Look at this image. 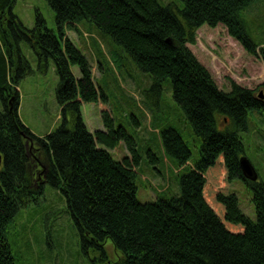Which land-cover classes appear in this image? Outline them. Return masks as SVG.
<instances>
[{"label":"trees","instance_id":"trees-1","mask_svg":"<svg viewBox=\"0 0 264 264\" xmlns=\"http://www.w3.org/2000/svg\"><path fill=\"white\" fill-rule=\"evenodd\" d=\"M15 1L0 0V264H16L9 228L21 209L44 195L46 185L63 193L85 249L101 251L104 264H264V182L247 180L240 165L246 155L240 132L249 129L250 112L264 111V82L258 93L235 82L224 90L189 47L199 28L223 26L244 50L264 60V48L258 52L264 39L251 36L246 18L264 0H180L183 5L47 0L59 36L39 12L33 28L24 25L13 12ZM84 21L152 78L145 104L156 116L153 124L165 120L152 105L158 107L157 96L163 100L165 88L171 89L177 107L201 137L200 159L181 175L180 195L139 201L136 179L142 154L134 137L116 126L108 110H102L106 130L91 132L85 123L83 104H107L110 84L107 78L95 79L92 63L65 38L66 26L77 29ZM23 43L37 55L39 71L45 72L52 59L59 75L56 97L63 123L44 137L33 133L19 114L18 87L33 71ZM99 62L105 76L108 60ZM73 65H78L80 78ZM160 132L161 148L186 164L192 151L181 133L169 122ZM121 141L131 155L116 160L108 149ZM147 154L156 156L150 150ZM236 178L253 191L256 221L229 190ZM108 240L119 253L116 261L108 259Z\"/></svg>","mask_w":264,"mask_h":264},{"label":"rangeland","instance_id":"rangeland-1","mask_svg":"<svg viewBox=\"0 0 264 264\" xmlns=\"http://www.w3.org/2000/svg\"><path fill=\"white\" fill-rule=\"evenodd\" d=\"M159 1L163 4L176 2L183 5L180 0ZM13 12L30 29L35 26L39 12L45 18L47 28L60 35L55 12L47 0H16ZM246 18L251 36L257 41L264 39V35L261 37L264 34V3L254 7ZM76 27L71 29L66 26L63 29L65 38L70 39L92 63L95 79L103 81L107 78L110 84L107 104L101 101L83 104V118L88 128L91 132L106 130L102 112L104 109L113 114L116 126L122 125L134 137L142 154L136 179L139 201L154 202L180 195V177L199 161L202 139L194 133L182 109L177 107L173 91L165 88L161 97L163 100L157 96L159 106L152 105V108L158 116L163 114V123L169 122L189 145L192 156L183 165L161 148L160 130L163 123L153 124L156 116L145 104L148 102L145 92L149 90L152 78L138 70L125 54L119 53L118 47L109 37H102L97 29L90 27L88 21ZM196 35V42L189 44V47L209 68L220 88L230 90L235 82L253 90L259 89L264 82V60L259 55L244 50L223 26H203L196 31ZM260 48H264V41L259 44L258 52ZM22 50L33 71L22 79L18 87L19 114L33 133L44 137L63 123L61 106L56 97L59 75L52 59L46 71L41 72L38 70V57L32 48L23 43ZM100 59L104 63L108 60V64L105 63V76L100 67ZM72 69L76 77L80 78L78 65H73ZM152 100H149L150 104ZM2 109L3 103L0 100V111ZM240 136L245 144L246 155L258 172V180L264 182V111L250 112L249 129L241 131ZM100 147L104 148L103 145ZM108 150L116 160L131 155L126 141ZM149 150L156 154L154 158L148 156ZM229 190L237 195L242 211L256 221L253 191L250 187L242 179L236 178ZM8 238L16 264H104L101 251L93 247L85 249L65 196L51 185H46L44 195L37 201L30 202L20 210L9 228ZM105 250L110 261L118 259L119 253L110 240L106 242Z\"/></svg>","mask_w":264,"mask_h":264},{"label":"water","instance_id":"water-1","mask_svg":"<svg viewBox=\"0 0 264 264\" xmlns=\"http://www.w3.org/2000/svg\"><path fill=\"white\" fill-rule=\"evenodd\" d=\"M260 97L264 98V92L261 91L260 92ZM3 156L0 153V166L3 164ZM240 165L242 168V172L243 175L246 179L248 180H252V181H257L258 180V172L255 168V166L253 165V163L251 162V160L247 157V156H243L240 159Z\"/></svg>","mask_w":264,"mask_h":264}]
</instances>
